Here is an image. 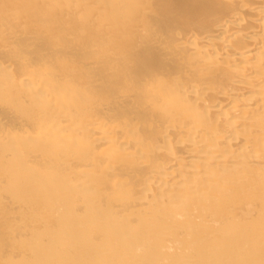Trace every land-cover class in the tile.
I'll return each instance as SVG.
<instances>
[{
	"label": "bare ground",
	"instance_id": "bare-ground-1",
	"mask_svg": "<svg viewBox=\"0 0 264 264\" xmlns=\"http://www.w3.org/2000/svg\"><path fill=\"white\" fill-rule=\"evenodd\" d=\"M0 264H264V0H0Z\"/></svg>",
	"mask_w": 264,
	"mask_h": 264
}]
</instances>
